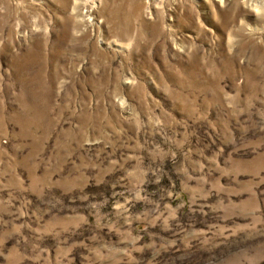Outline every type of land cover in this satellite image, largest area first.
Masks as SVG:
<instances>
[{"label": "rangeland", "instance_id": "obj_1", "mask_svg": "<svg viewBox=\"0 0 264 264\" xmlns=\"http://www.w3.org/2000/svg\"><path fill=\"white\" fill-rule=\"evenodd\" d=\"M0 264H264V0H0Z\"/></svg>", "mask_w": 264, "mask_h": 264}]
</instances>
